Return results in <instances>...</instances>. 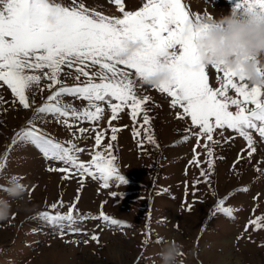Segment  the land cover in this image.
I'll return each mask as SVG.
<instances>
[{
  "label": "rangeland",
  "instance_id": "374dc122",
  "mask_svg": "<svg viewBox=\"0 0 264 264\" xmlns=\"http://www.w3.org/2000/svg\"><path fill=\"white\" fill-rule=\"evenodd\" d=\"M49 2L75 6L73 0ZM240 2L182 0L193 19L197 15L212 18L228 14ZM145 3L123 0L126 12L139 11ZM75 4H82L89 14L123 18L113 0H75ZM117 67L129 73L137 97H147L142 108L150 123L143 128L139 125L144 111L133 121L130 108L123 107L112 119L106 102H97L103 112L95 121L39 114L36 109L44 106L51 94L47 89L50 81L41 80L44 91L35 94V102L28 109L0 81V200L9 205L6 218H0V264H161L160 253L170 241L182 245L179 264H233L224 261L229 254L235 264H264V226L257 229L249 223L264 218V138L252 133L255 152L249 156L247 141L226 127L215 129L212 141L198 137L193 133L199 129L191 125V118L180 106H173L172 97L142 81L133 69ZM206 72L210 87L219 88L222 73L212 66ZM77 74L76 66H62L60 79L69 87L87 79L81 76L80 81H74L72 77ZM26 94L31 100V93ZM228 94L236 96L233 89ZM63 101L78 111L88 106V101L72 96L65 95ZM229 110L235 112L236 107ZM64 119L71 128L61 122ZM31 127L65 146L71 140L84 150L77 155L85 164L91 163L96 151L104 152L110 145L114 165L127 183L112 179L105 188L100 179L81 178L78 173L64 179L65 173L49 171L68 166L46 158L35 144L18 140V134ZM80 128L87 131L81 134ZM113 128L118 130L115 141L111 140ZM135 131L140 136H135ZM97 133L103 134L99 147ZM149 134L153 143L147 140ZM205 144L213 153L211 158ZM197 156L199 164L195 162ZM13 184L24 186L21 197L9 195ZM77 198L74 215L84 219L73 227L80 231L65 227L66 234H61L43 218L45 212L67 213ZM221 200L233 210L231 216L217 210ZM58 201L64 207L52 211L51 206ZM101 212L121 223L95 219ZM93 235L98 240H93Z\"/></svg>",
  "mask_w": 264,
  "mask_h": 264
},
{
  "label": "snow or ice",
  "instance_id": "6c2138e0",
  "mask_svg": "<svg viewBox=\"0 0 264 264\" xmlns=\"http://www.w3.org/2000/svg\"><path fill=\"white\" fill-rule=\"evenodd\" d=\"M113 2L123 13V18L89 14V10L82 4H75V0V6L71 8L50 3L49 0H0V81L18 98L19 104L25 109L32 106L35 94L44 91L40 86L43 79L50 81L47 89L51 94L45 105L36 109L39 114L95 121L103 112L97 102H106L111 108L112 119L117 118V113L123 107L130 108L133 121L144 111L143 123L139 125L143 128L150 123L146 110L142 108L147 97H137L134 81L127 71L117 65L133 69L144 82L161 68H167L172 74V83L161 86L159 91L172 97L173 106H180L183 113L191 118V125L199 129L193 134L212 141L213 131L226 127L247 141L250 149L248 154L251 156L255 152L252 133H258L264 138V100H261L264 91L250 88L245 77H237L235 73L220 66H212L217 73L223 75L220 87L214 90L209 85L206 68L196 67L198 61L194 46L183 35L187 24L192 21L200 23L211 17L202 18L197 15L194 19L190 18L182 0H146L142 9L136 12H126L123 0ZM240 8L264 15V0H241L235 9ZM132 40H142L143 49L129 60L120 59L127 50L126 45ZM62 66H76L78 74L72 77L74 81H80L81 76L87 79L78 85L65 86L60 79ZM85 68L95 71L89 72ZM63 74L66 77L71 75ZM96 77H99V82H96ZM57 85L60 87L57 88ZM229 89L235 91V98L228 94ZM28 92L31 93V100L26 94ZM65 95L86 100L88 106L78 111L64 103ZM248 104L254 105V108L249 109ZM230 106H235L236 111H230ZM61 122L72 127L67 119ZM86 131L84 128L79 129L81 134ZM117 131L116 128L112 129V141L117 139ZM134 135L138 137L140 132L135 131ZM102 136V133L96 135L97 147L101 144ZM17 138L19 141L35 144L46 158L67 165L68 167L49 169L65 173L64 179H68L70 174L78 173L81 178L89 176L102 180L105 188L109 187L112 179L127 183L114 165L116 158L112 155L110 145L104 152L96 151L91 163L85 164L79 161L77 155L84 150L71 140L65 146L35 127L19 133ZM147 140L149 143L154 142L151 134L147 136ZM204 147L208 149L207 155L211 158V149L207 144ZM195 162L199 164L198 156ZM208 163L211 167V159ZM73 169L76 170L75 173ZM76 203L78 198L65 214L45 212L42 216L50 225L58 228L61 234H66L65 227L78 232L80 229L73 225L84 217L74 215ZM57 207H64L62 201L53 204L52 211ZM217 210L229 216L233 213L231 208L225 207L224 200L220 201ZM95 219L112 225L121 223L103 212ZM249 223L259 229L264 226V218ZM92 239L98 240V237L93 235Z\"/></svg>",
  "mask_w": 264,
  "mask_h": 264
},
{
  "label": "clouds",
  "instance_id": "9594fccd",
  "mask_svg": "<svg viewBox=\"0 0 264 264\" xmlns=\"http://www.w3.org/2000/svg\"><path fill=\"white\" fill-rule=\"evenodd\" d=\"M183 35L194 46L197 68L220 66L245 77L250 88L264 91V15L246 8L233 9L200 23L192 21ZM143 47L142 40H132L119 58L129 60ZM146 83L154 88L170 85L172 74L161 68ZM23 192L22 184H13L9 195L18 198ZM8 211L7 201L0 200V218H6ZM182 250L179 242L170 241L160 253L161 264H179Z\"/></svg>",
  "mask_w": 264,
  "mask_h": 264
},
{
  "label": "bare ground",
  "instance_id": "6f19581e",
  "mask_svg": "<svg viewBox=\"0 0 264 264\" xmlns=\"http://www.w3.org/2000/svg\"><path fill=\"white\" fill-rule=\"evenodd\" d=\"M116 255H117V257H118V256H119V252H117ZM227 257H228V258H226V259L224 258V261H225V262L229 263L228 260H231V262H234L233 264L236 263V262H235V259L232 258V256H231L230 254L227 255Z\"/></svg>",
  "mask_w": 264,
  "mask_h": 264
}]
</instances>
